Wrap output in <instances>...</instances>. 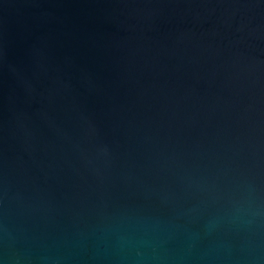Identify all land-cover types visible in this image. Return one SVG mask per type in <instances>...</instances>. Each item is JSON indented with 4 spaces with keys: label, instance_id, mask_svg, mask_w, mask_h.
Wrapping results in <instances>:
<instances>
[{
    "label": "water",
    "instance_id": "95a60500",
    "mask_svg": "<svg viewBox=\"0 0 264 264\" xmlns=\"http://www.w3.org/2000/svg\"><path fill=\"white\" fill-rule=\"evenodd\" d=\"M0 264H264V0H0Z\"/></svg>",
    "mask_w": 264,
    "mask_h": 264
}]
</instances>
